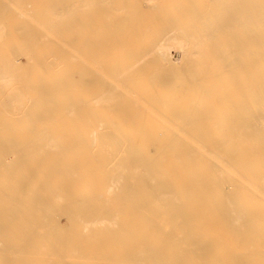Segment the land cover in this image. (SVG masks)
I'll use <instances>...</instances> for the list:
<instances>
[{
	"label": "bare ground",
	"instance_id": "obj_1",
	"mask_svg": "<svg viewBox=\"0 0 264 264\" xmlns=\"http://www.w3.org/2000/svg\"><path fill=\"white\" fill-rule=\"evenodd\" d=\"M0 264H264V0H0Z\"/></svg>",
	"mask_w": 264,
	"mask_h": 264
},
{
	"label": "rangeland",
	"instance_id": "obj_2",
	"mask_svg": "<svg viewBox=\"0 0 264 264\" xmlns=\"http://www.w3.org/2000/svg\"><path fill=\"white\" fill-rule=\"evenodd\" d=\"M141 173L143 172V170L140 171Z\"/></svg>",
	"mask_w": 264,
	"mask_h": 264
}]
</instances>
